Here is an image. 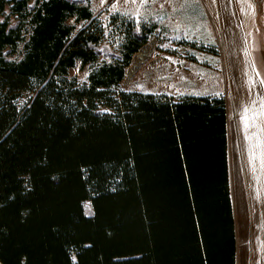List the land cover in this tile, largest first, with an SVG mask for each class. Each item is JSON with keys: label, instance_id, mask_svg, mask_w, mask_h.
Here are the masks:
<instances>
[{"label": "trees", "instance_id": "obj_1", "mask_svg": "<svg viewBox=\"0 0 264 264\" xmlns=\"http://www.w3.org/2000/svg\"><path fill=\"white\" fill-rule=\"evenodd\" d=\"M7 3L0 264H235L224 98L116 89L151 21L113 13L118 54L98 63L88 0ZM76 62L85 83L67 75Z\"/></svg>", "mask_w": 264, "mask_h": 264}, {"label": "rangeland", "instance_id": "obj_2", "mask_svg": "<svg viewBox=\"0 0 264 264\" xmlns=\"http://www.w3.org/2000/svg\"><path fill=\"white\" fill-rule=\"evenodd\" d=\"M36 1L28 0V4ZM88 1L94 16L104 27L103 38L98 45V63L113 61L118 54V44L114 42L117 35H108L112 28L109 19L113 13L132 16L136 23L151 21L155 26L148 40L132 56L124 78L116 86L117 90L153 94L165 91L178 98L184 94L199 95L201 90L210 87L231 104L240 96L251 97L255 93L252 90L256 89L264 101V0ZM6 16L11 24L14 23L16 16L11 14L10 3L0 11V20ZM68 21L75 24V32L86 24L84 21L75 22L73 18ZM28 29L26 25L25 34ZM189 39L196 41L198 47L205 45L209 48L207 51L215 52L202 58L200 48L178 42ZM22 45L21 41L17 43L16 52L10 58L21 55ZM143 49L146 50L145 55L135 62L136 55ZM177 61H183V64L180 62L176 66ZM205 62L206 65L203 64ZM91 68V65L81 67L76 62L67 75L82 84ZM162 68L170 69L161 75ZM26 99L27 95L20 98L19 103L23 104Z\"/></svg>", "mask_w": 264, "mask_h": 264}, {"label": "crops", "instance_id": "obj_3", "mask_svg": "<svg viewBox=\"0 0 264 264\" xmlns=\"http://www.w3.org/2000/svg\"><path fill=\"white\" fill-rule=\"evenodd\" d=\"M159 21L163 24L162 20ZM166 31L169 35L170 30L167 28ZM178 42L200 48L202 58L207 53L215 52L207 51L206 48H209L205 45L198 47L194 40ZM183 61H177L176 66L183 64ZM168 69H160L161 75L167 74ZM161 93L177 96L165 91ZM252 93L251 97L240 96L231 104L227 98L224 99L235 264H264V101L257 95L256 89ZM207 95L221 96L210 87L196 96Z\"/></svg>", "mask_w": 264, "mask_h": 264}, {"label": "bare ground", "instance_id": "obj_4", "mask_svg": "<svg viewBox=\"0 0 264 264\" xmlns=\"http://www.w3.org/2000/svg\"><path fill=\"white\" fill-rule=\"evenodd\" d=\"M145 53H146V50L145 49H143V50H141L137 55H136V57H135V62H138L144 55H145Z\"/></svg>", "mask_w": 264, "mask_h": 264}]
</instances>
